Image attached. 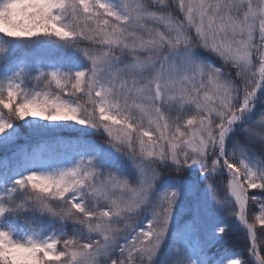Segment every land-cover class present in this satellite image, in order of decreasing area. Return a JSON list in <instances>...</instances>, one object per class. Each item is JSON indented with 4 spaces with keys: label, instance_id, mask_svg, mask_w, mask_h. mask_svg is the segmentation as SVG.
<instances>
[{
    "label": "snow or ice",
    "instance_id": "snow-or-ice-1",
    "mask_svg": "<svg viewBox=\"0 0 264 264\" xmlns=\"http://www.w3.org/2000/svg\"><path fill=\"white\" fill-rule=\"evenodd\" d=\"M0 151V264H264V0H0Z\"/></svg>",
    "mask_w": 264,
    "mask_h": 264
},
{
    "label": "trees",
    "instance_id": "trees-1",
    "mask_svg": "<svg viewBox=\"0 0 264 264\" xmlns=\"http://www.w3.org/2000/svg\"><path fill=\"white\" fill-rule=\"evenodd\" d=\"M90 138L93 140L98 139V137L96 136H92ZM22 142L23 141H21V143ZM2 154H3L2 151H0V155ZM233 223L235 222L233 221ZM257 235H258V241L264 240V234L261 233L259 228H257ZM226 239L228 241V247H230L234 253L246 254L247 240L243 232V229H237L234 227ZM261 247L264 248V243L261 244Z\"/></svg>",
    "mask_w": 264,
    "mask_h": 264
}]
</instances>
